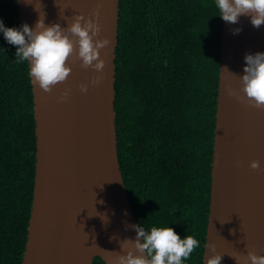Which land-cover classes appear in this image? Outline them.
I'll use <instances>...</instances> for the list:
<instances>
[{
  "label": "water",
  "instance_id": "95a60500",
  "mask_svg": "<svg viewBox=\"0 0 264 264\" xmlns=\"http://www.w3.org/2000/svg\"><path fill=\"white\" fill-rule=\"evenodd\" d=\"M17 4L21 23L30 27L38 18L36 4L46 14L45 23L62 26L77 13L92 18L98 11L97 38L109 40L99 49L105 61L100 72L82 67L73 56L67 78L51 91L30 78L35 172L21 264H93L94 257L116 264L124 251L120 243L135 236L130 225L138 223L117 155L114 81L119 0H17ZM221 21L202 264L212 254L208 244L222 255L219 264H250L248 251L264 255V107L247 101L238 75L246 52L264 51V23L254 27L247 15L236 23ZM235 27L241 31L233 34L230 29ZM93 79L98 81L91 83ZM80 84L87 91L82 92ZM65 89L66 98L58 100ZM252 160L258 161L257 168L250 167Z\"/></svg>",
  "mask_w": 264,
  "mask_h": 264
},
{
  "label": "trees",
  "instance_id": "16d2710c",
  "mask_svg": "<svg viewBox=\"0 0 264 264\" xmlns=\"http://www.w3.org/2000/svg\"><path fill=\"white\" fill-rule=\"evenodd\" d=\"M118 14L114 109L130 204L146 229L194 235L200 246L186 264H202L222 22L215 0H119ZM0 19L21 24L17 0H0ZM0 47V264H21L35 172L33 95L17 46L0 34Z\"/></svg>",
  "mask_w": 264,
  "mask_h": 264
},
{
  "label": "clouds",
  "instance_id": "9594fccd",
  "mask_svg": "<svg viewBox=\"0 0 264 264\" xmlns=\"http://www.w3.org/2000/svg\"><path fill=\"white\" fill-rule=\"evenodd\" d=\"M215 6L218 16L226 22L236 23L241 15H247L254 27L264 23V0H215ZM99 7L97 4V9ZM35 8L38 18L31 27L26 22L18 27L5 26L3 19H0V34L6 42L17 46V63L28 62V75L35 84L44 91H51L53 85L67 78L71 71L68 60L73 56L80 59L82 67H90L97 72L103 69L105 61L100 58L99 49L106 46L109 40L106 36L97 38L100 33L98 11H93L92 18L77 13L70 23L62 26L59 22L45 23L46 14L37 4ZM230 30L236 34L241 28ZM243 59L246 63L238 75L241 91L250 104L257 108L264 107V51L246 52ZM97 81L93 79L91 83ZM79 87L82 92L87 91L85 84ZM67 92L65 89L57 99H65ZM258 166V161H250V167ZM103 219L106 221L107 217ZM130 227L135 229V236L124 238L126 243H120L124 251L117 256L116 264H186L187 258L200 246V241L194 235L181 237L169 225L146 229L140 223H135ZM207 247L212 254L204 264H219L222 255L215 251V245L208 244ZM247 258L250 264H264V255L248 251Z\"/></svg>",
  "mask_w": 264,
  "mask_h": 264
},
{
  "label": "bare ground",
  "instance_id": "6f19581e",
  "mask_svg": "<svg viewBox=\"0 0 264 264\" xmlns=\"http://www.w3.org/2000/svg\"><path fill=\"white\" fill-rule=\"evenodd\" d=\"M155 100V99H154ZM152 103V102H151ZM115 104V103H114ZM152 105V104H151ZM118 143V142H117ZM118 154V153H117ZM119 157V156H118Z\"/></svg>",
  "mask_w": 264,
  "mask_h": 264
}]
</instances>
